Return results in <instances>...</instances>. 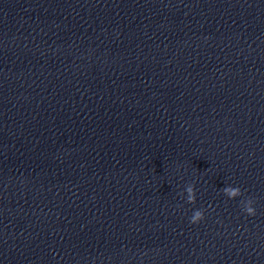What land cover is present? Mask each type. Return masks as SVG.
<instances>
[{
    "label": "clouds",
    "instance_id": "1",
    "mask_svg": "<svg viewBox=\"0 0 264 264\" xmlns=\"http://www.w3.org/2000/svg\"><path fill=\"white\" fill-rule=\"evenodd\" d=\"M186 191L188 194L187 202L189 204H194L196 202V194H195L194 186L193 185L187 186ZM222 191L230 199H235L236 197L243 195L239 187L227 186L223 188ZM241 203L243 205V211L248 216L256 215V209L254 207L255 200L253 198L249 197L246 200L241 201ZM203 219H204V212L202 210H196L190 218V223L197 224Z\"/></svg>",
    "mask_w": 264,
    "mask_h": 264
}]
</instances>
